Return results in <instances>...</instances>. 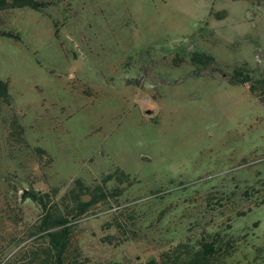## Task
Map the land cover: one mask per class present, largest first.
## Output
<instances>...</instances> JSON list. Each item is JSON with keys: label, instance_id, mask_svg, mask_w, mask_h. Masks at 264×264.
Returning a JSON list of instances; mask_svg holds the SVG:
<instances>
[{"label": "rangeland", "instance_id": "rangeland-1", "mask_svg": "<svg viewBox=\"0 0 264 264\" xmlns=\"http://www.w3.org/2000/svg\"><path fill=\"white\" fill-rule=\"evenodd\" d=\"M42 1L53 4L0 11V32L18 35L0 34L15 101L0 104V256L46 245L31 190L64 208L79 178L124 189L73 222L77 264H137L217 230L242 239L226 261L244 264L264 246V102L229 80L243 63L264 72V5ZM117 168L131 185L103 182Z\"/></svg>", "mask_w": 264, "mask_h": 264}, {"label": "trees", "instance_id": "trees-1", "mask_svg": "<svg viewBox=\"0 0 264 264\" xmlns=\"http://www.w3.org/2000/svg\"><path fill=\"white\" fill-rule=\"evenodd\" d=\"M247 1L254 6L264 5V0ZM50 4H53V1L0 0V11L17 8L42 10ZM0 34L18 38V35L9 31H1ZM190 52L193 61L200 62L203 66L214 65V56L208 52L200 50ZM229 81L233 84H249L253 94L264 102V72L256 73L248 64L243 63L236 66ZM10 90V82L0 78V104L14 107L15 101ZM14 122L19 124L16 120ZM18 132L20 134L23 132L22 126L18 128ZM37 152L38 157L41 158L46 154L41 148H37ZM112 178H115L118 184L131 185L132 182L130 174L118 168L115 172L107 175L103 182ZM75 182L76 186L68 190L62 197L63 202L69 199L68 202H65L64 208H59L57 204H51V191H30L27 199L41 209V213L33 225L46 245L38 249H31L26 260L7 258L6 255L0 256V264H77L76 258L69 248L73 222L100 201L108 199L109 196L121 195L124 188L117 185L112 190L106 191L103 185L91 188L79 178ZM86 192L90 193L89 198L83 196ZM258 223L255 222V226ZM243 236L247 238L248 232ZM241 243L242 239L236 234H223L222 231L217 230L201 235L195 241L181 240L172 247H168L158 254H152L137 264H227L226 260L238 252ZM245 245L246 248L250 247V244ZM250 249L253 255L252 257L248 256L244 264H264V246L250 247ZM21 252H16V256L21 257ZM113 264L119 263L114 262Z\"/></svg>", "mask_w": 264, "mask_h": 264}, {"label": "water", "instance_id": "water-1", "mask_svg": "<svg viewBox=\"0 0 264 264\" xmlns=\"http://www.w3.org/2000/svg\"><path fill=\"white\" fill-rule=\"evenodd\" d=\"M146 113L151 114V113H152V110L149 109V110L146 111ZM23 196H24V195H22V197H23Z\"/></svg>", "mask_w": 264, "mask_h": 264}]
</instances>
